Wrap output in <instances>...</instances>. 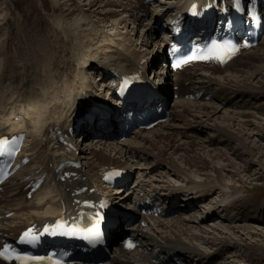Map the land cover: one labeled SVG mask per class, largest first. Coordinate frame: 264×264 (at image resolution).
<instances>
[{
  "label": "bare ground",
  "instance_id": "6f19581e",
  "mask_svg": "<svg viewBox=\"0 0 264 264\" xmlns=\"http://www.w3.org/2000/svg\"><path fill=\"white\" fill-rule=\"evenodd\" d=\"M154 1L158 2L54 0L57 9L53 18L57 28H52L45 37L39 36L38 33L34 38L31 37L36 41L34 44H31L32 41L25 38L24 34L26 43L22 42L24 40H17L16 50L19 54L15 57H2L6 51H0V69L3 70L0 75V137L26 133V146L22 149L19 159H28L0 191L2 237H11L30 225L43 224L52 221L64 211L75 210L76 199L87 196L100 198L101 191H96L99 188H103V194L113 201V204L122 208L126 204L131 205L134 200L145 201L148 195H158L166 202L181 198L177 206H167L163 216L140 217V221H144L146 226L135 223L132 232L135 238L134 248L126 249L116 245L112 251L113 256L100 264H161V258L169 259V262L176 259L174 261L178 264H204V259H209V256L214 264L216 259L221 257L219 254L216 256V251L220 253L218 251L231 244L242 248L245 247V240L255 235L264 236V228L259 229L264 222L262 214L255 218L256 228L249 224L225 226L221 228L225 230L223 232L215 224L202 225L206 220L214 219L215 215L211 214L216 213L220 206L224 210L232 208L231 205L235 204L237 199V192H232L231 186L224 182L226 169L223 166L218 169L214 165L215 177L211 174L200 180L197 177L202 171L212 167L203 158L206 154L202 156L197 151H207L208 147L214 144V140L215 143L217 141L228 147L231 143L238 142L236 151L241 149L242 154H254V149L247 144L244 137L239 136L240 133L237 135L231 132L232 123L244 128L243 131H250L252 137L264 141V124L256 126L254 123L257 114H264V102L257 105L260 99H264V36L256 47L241 51L237 58L224 68L195 66L179 71L173 76L169 70L162 67L159 60L163 55V40L156 39V47L152 50L148 49V41L158 33L155 21L164 9L172 14L184 13L193 0L160 2L158 11L148 6ZM117 12L120 13V18H116ZM7 23H10L9 19L4 22V17L1 16L0 29ZM8 27L9 35L14 34L13 26L8 24ZM19 27L17 30L20 31V38L23 29ZM210 27L201 29L209 30ZM140 28L142 30H139ZM138 31H141V35L137 38ZM113 38L117 41L111 42ZM10 39L12 40L10 36H2L0 44L10 43ZM137 41L142 47L136 49L144 50L145 55L143 52V55L138 54L133 49ZM58 57L64 58L62 65L56 62ZM154 67L152 79L159 83V90L165 96L164 102L166 96L170 97L173 93L170 77L173 76V84L179 85L178 97L170 108L167 122L148 131H134L131 138L116 142L113 139L120 137L117 129L105 132V137H96L89 131L91 127L88 129L89 125L84 124L87 130L82 135L80 147L79 142L74 141L70 130L74 116L81 111L78 103L83 100L86 105L90 98H103L105 94L115 90L119 78L116 74H130L133 70H149ZM70 69H73L72 72ZM91 79L94 80V85ZM20 84L23 87L18 95ZM201 93L199 101L188 99ZM205 98H208V101L203 102ZM221 104L224 105L223 109L228 105L240 107L241 110L230 112L226 109L229 116L223 117V121H229L227 127L206 123L205 120L209 121L217 114ZM133 105L131 102L130 107ZM113 106L118 107L116 104ZM243 107L246 110H242ZM250 108H254L255 112H249ZM100 125V129L104 131L114 128L111 118L102 119ZM190 132L209 133L210 137L216 135L217 138L212 140L213 138L209 139L207 135L206 142H188L184 138H187ZM245 133L244 136L247 134ZM259 148L264 152V145ZM168 151L172 157H167ZM236 151L234 153H237ZM208 152L211 158L212 153H216L215 158L218 159V164H221L219 149L212 148ZM67 161L71 162L67 167H59ZM122 162H128L129 168ZM111 168L125 170L132 178L134 176V179L129 188L118 187L115 194L108 196L112 192L101 183V177L103 171ZM155 171L160 174H172L179 183L189 185L173 186L166 180L167 177L161 178L164 173L159 177L157 173L158 178L154 177ZM65 172L71 176L67 178ZM192 173L197 178L192 176ZM239 173L241 172L238 171V175ZM38 179H42V183L29 199L31 190L28 186ZM147 186L153 188L149 187L147 190ZM86 187L88 190L85 195H74L77 190ZM92 188H95L96 192H90ZM218 189L229 195L226 201L223 198L218 199L220 206L218 203L215 205L216 211L198 217L189 215L192 210L197 209L200 200ZM145 192L147 195L142 197ZM262 204L264 206V203ZM12 212L14 215L8 216ZM138 212L136 210L135 213ZM182 212L188 213L189 219L187 216L183 217ZM168 216L172 218H166ZM258 230H261L259 234ZM124 233L126 231L119 224L113 231L115 244ZM202 244H212L214 248L216 246L215 255H211L212 252L207 249H202ZM263 253L261 251V254ZM155 259L159 262H154ZM0 264L7 263L0 259Z\"/></svg>",
  "mask_w": 264,
  "mask_h": 264
},
{
  "label": "rangeland",
  "instance_id": "374dc122",
  "mask_svg": "<svg viewBox=\"0 0 264 264\" xmlns=\"http://www.w3.org/2000/svg\"><path fill=\"white\" fill-rule=\"evenodd\" d=\"M157 1L158 2L154 1V3L152 5H148V6L152 10L158 11V10H160L159 9L160 2L165 3L167 0H163V1L157 0ZM56 9L57 8L55 7L54 0H0V17L1 16L4 17V22L7 19H9V22H10V23H7L6 25H3V27H1L0 38L2 36H5V37L10 36L12 38V40L10 39V43L2 42L0 44V51H2V50L6 51L5 56H2V57L9 56L11 58V56L15 57L19 54V53L17 54V50H16L17 49L16 47L18 45L17 40H19V39H20V41L24 40V38H23L24 34L27 35V36L24 35L25 38H28L30 41H32L31 44H34V43H36V41L35 40L33 41V38L35 37V35L37 33H38V35L40 34L39 36L45 37L46 35H49L52 28H57L58 25L55 26L56 23H55L54 18H53L54 14L56 15V13H55ZM116 18H120V13H118L116 15ZM52 19H53V21H52ZM19 22H22V24L17 26V24H19ZM8 24H10V26H13L12 30L14 31V34L9 35L10 29L8 27ZM18 27L23 29L22 30L23 32L21 34L22 37H20V38H19L20 31L17 30ZM38 29H39V32H38ZM59 30H61V29H59ZM139 30H142V28H140ZM108 33L110 34L111 32H108ZM112 35H113V33H112ZM137 35H136V37L138 38L141 35V31H138ZM31 37H33V38H31ZM64 38L66 39L67 37L65 36ZM156 39H157L156 35H154L152 37V39H150L148 41V44H149L148 49L149 50L150 49L152 50L156 47V43H154ZM114 40H115V38L111 39V42H113ZM115 41H117V40H115ZM22 42L26 43L25 40ZM141 47H140V44L138 43V41L135 45H133V49L136 50L138 52V54H141V52H143L145 55L144 50H141V49L137 50L136 49V48H141ZM18 51H19V49H18ZM141 55H143V54H141ZM39 58H40V56H39ZM63 59L64 58L58 57L56 62H58V64L62 65V63H63L62 61H64ZM38 62L41 63L40 60ZM144 62H145V60H144ZM43 63H44V60H43ZM67 70H69V69H67ZM72 70L70 72H72ZM153 72H155V67L151 69L150 74H153ZM41 73H42V71L40 72V74ZM1 74H3V70L0 69V75ZM40 74H39V76H40ZM40 78H41V76H40ZM91 82L94 85L93 79H91ZM171 84H170V87L172 88ZM22 87H23V85L20 84L19 89H18V95H20V91L22 90ZM37 89H39L38 86H37ZM105 96H107V94H105ZM200 98H201L200 96H196L195 98L190 97L188 99L195 102V101H199ZM212 100H213V102H216V101H214V99H212ZM205 101H208V98H205V100H203V102H205ZM263 102H264V99H260L259 102L257 103V105H259ZM173 104H174V100H173V102L170 103V107H172ZM223 106L224 105L221 104L219 106L220 110L217 112V114L214 115V117L211 118L209 121L205 120V122L208 124L214 123V124H219L222 127H227V125H229V121H223V117H228L229 111L235 112V111L241 110L240 107L239 108L229 107L228 105H227V107H225V109H223L222 108ZM226 109L229 111L226 112ZM242 110H246V109H244V107H243ZM248 111L253 112L254 108H252V109L250 108V109H248ZM249 119H252V118H249ZM167 120H165L164 122H167ZM252 120H254V119H252ZM254 123L256 124V126H259V125L262 126L264 124V114H262V113L257 114L256 120H254ZM162 124H164V123H162ZM234 124L232 123V127H230L231 132H233L237 135L240 133L239 136H242V138L244 137L245 140L247 141V144L251 145V147L254 149L255 156H254V154L250 155L248 152H247L248 154H245V153L242 154L243 150H241V149L239 151H236L237 146H239L238 142H237L238 144L237 143H231V145L229 147H228V145H221L217 141L215 143L214 139L217 138V136L214 135V137L213 136L210 137L209 133L208 134H202V133L197 134V132L196 133L190 132L188 134V137L184 138L188 142L193 141V143L194 142L195 143L196 142L202 143V140L204 142H206V140H208V138L209 139L213 138L212 140H214V144L212 146L208 147L207 151H205V152L197 151L202 156L206 154L205 157L203 156V158L206 159L211 164L212 169L209 168L206 171H202L200 173V175L197 177H199V180L206 178L210 174L212 177H215L216 172H215V169H213L214 165H216L218 169H220L223 166L226 169V172L224 173L226 180H224V182L226 183V185L231 186L232 192H234V193L237 192V194L235 193L237 195L236 196L237 199L234 202L236 205L232 204L231 205L232 208H230V209L224 210L223 208H221L220 204L218 203V199L223 198V200L226 201V198H228L229 193L226 195L225 192H222L218 189V190H215L213 193H211L209 196L204 197V199L200 200L201 202L197 203V209L192 210L191 213H189V215L191 214V216L194 215L196 217L203 216L205 214L208 215L211 211H216L215 205H217V203H218V205L220 207L217 209L216 213L214 212V214L213 213L211 214V215H215L214 219L206 220L204 223H202V225L207 224V225L213 226L215 224L216 226H218L221 229V228H224L225 226L234 227L237 225L243 226V225L249 224V225H252L253 227L256 228V225H255L256 223H254V222H256L255 221L256 216L262 214L263 215L262 221H264V206H262L263 205L262 203H264V200H263L264 199V152L262 150H259L260 145H264V141L262 139L260 140L258 137H254V136L252 137V134H249L250 131H243L244 128H241L240 126L234 125ZM158 127L159 126H157V128ZM246 128H248V127H246ZM241 131L243 133L246 132L247 134L245 133L246 135L244 136V134ZM207 135H208V138H207ZM130 136L132 137V135L130 134V135L122 137V138L117 137L116 140L115 139H113V140H114V142L124 141V139L131 138ZM121 139H123V140H121ZM74 141L79 142L78 145H80V147H82L80 137H76L74 139ZM209 145H210V143H209ZM84 146H85V144L83 145V148H84ZM212 148H217L221 151L220 152V155L222 157V161L220 162L221 164H218V159L215 158L216 153H212L213 158H211V156L209 155L208 151H211ZM234 151H236L237 153H234ZM166 155H168L167 157H172V154L170 151H168V153H166ZM261 160L263 161V164H261V162H262ZM119 161L120 160L118 159V162ZM122 164L124 166H126L127 168H129L128 162H126V163L122 162ZM159 165H161V164H159ZM181 165H183V164H181ZM161 166H163V164ZM243 170H245V171L243 172ZM238 171L241 172V173H239V175H238ZM163 173L160 174L159 171H155L154 177H157L156 175H158V177H159V176L163 175ZM166 173L167 172H165L164 176H162L161 178L167 177V179L166 178L165 179L167 181L171 182V184H173V186L181 187V186H188L189 185V184L179 183L178 181H176V178H174V176L172 174L167 175ZM194 175L195 174L192 173V176H194ZM194 177H196V176H194ZM133 179H134V176H133V178H132V180L128 186L133 185ZM149 187L147 186L146 189L149 190ZM108 188L110 189V192H112V193L108 194V196L109 195L111 196V194L116 193L115 189L110 188V187H108ZM127 188H129V187H127ZM152 188L153 187H150V189H152ZM102 189L103 188H101V190ZM232 192H231V194L233 195ZM210 196H211V198L209 199ZM124 204H126V203H124ZM180 214L181 213H179L178 215L180 216ZM12 215H14V212L9 214V216H12ZM189 215H188V213L183 214V212H182L183 217L187 216V218H188V217H190ZM174 217H176V215H174ZM166 218H172V217L168 216ZM166 218H162V219H166ZM160 222H162V221H160ZM191 224H193V223H191ZM200 225L201 224L199 223L198 226H200ZM262 228H264V222L261 224V226H259V229H262ZM207 229H209V228H207ZM222 231L225 232V230H222ZM259 232H261V230H258V234H259ZM244 244H245V247H242V248L236 247V245H234V244H231V246H225L224 248H222V250H221V248H219V250H221V251H218L220 253H217V251H216V256L219 254L218 256L219 257L221 256V257L216 259L217 262H215L214 264H222V263L223 264H231V262L232 263L237 262L236 264H264V253H263L264 252V236L261 237V236L255 235L253 238H249V239L245 240ZM200 247H202V249H204V250L207 249L208 252H212L211 255H215L216 246L214 248V245H212V244H207V245L202 244V245H200ZM261 251L263 254H261ZM204 255H207V254L204 253ZM210 257L211 256L207 257L209 259L205 258L203 263L209 264V262H210V264H212ZM157 260L155 259L154 262H159V260L158 261ZM165 260H166V262H165ZM174 260H176V259H171L169 262V259L161 258L160 262H162L161 264H178V262L174 261Z\"/></svg>",
  "mask_w": 264,
  "mask_h": 264
},
{
  "label": "snow or ice",
  "instance_id": "6c2138e0",
  "mask_svg": "<svg viewBox=\"0 0 264 264\" xmlns=\"http://www.w3.org/2000/svg\"><path fill=\"white\" fill-rule=\"evenodd\" d=\"M95 235L97 237L100 235L98 228L95 231ZM126 246L131 247L132 245L129 242H126ZM0 258L9 262L14 259L18 262V264H43L46 259L45 257L33 256L28 253H18L14 249H11L9 245H5L3 249H0ZM48 259L49 264H53L51 258ZM55 264H58V262H55Z\"/></svg>",
  "mask_w": 264,
  "mask_h": 264
}]
</instances>
